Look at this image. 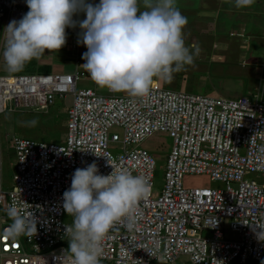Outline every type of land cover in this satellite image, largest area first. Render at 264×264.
<instances>
[{
  "label": "built area",
  "instance_id": "2783aa9c",
  "mask_svg": "<svg viewBox=\"0 0 264 264\" xmlns=\"http://www.w3.org/2000/svg\"><path fill=\"white\" fill-rule=\"evenodd\" d=\"M25 0H0V26L26 14ZM80 28L66 29L75 47ZM84 69L74 73L0 74V114L25 107L46 110L56 97L73 94L67 109L64 143L15 136L16 171L10 189L0 174V264H71L63 221V193L77 168L95 162L100 174L112 165L142 175L150 192L137 207V227L116 225L102 242L100 264L175 263L188 256L191 264L264 263V102L164 88L152 82L143 97L98 94ZM113 92V91H110ZM115 93V92H113ZM114 127L122 129L111 132ZM156 132L174 140L166 160L164 185L156 190L157 159L134 147ZM111 142H120L114 153ZM208 174L224 186L186 187L187 174ZM256 175L250 178L249 175ZM15 203L33 216L36 231L11 238L6 215ZM229 228L238 239L227 238ZM255 229V230H254ZM210 234L206 235L204 232Z\"/></svg>",
  "mask_w": 264,
  "mask_h": 264
},
{
  "label": "clouds",
  "instance_id": "9594fccd",
  "mask_svg": "<svg viewBox=\"0 0 264 264\" xmlns=\"http://www.w3.org/2000/svg\"><path fill=\"white\" fill-rule=\"evenodd\" d=\"M29 11L4 29L2 55L10 73L20 72L46 50L58 51L67 41L66 29L80 28L78 44L83 67L101 88L143 97L154 78L171 79L173 73L193 63L194 52L185 44L188 23L178 0H25ZM256 0H234L235 7H251ZM80 13L85 19L76 20ZM34 126L35 120L29 122ZM100 174L93 162L77 168L71 186L63 193V207L73 217L66 228L71 264H100L102 242L118 224L128 231L137 227L138 203L150 185L142 175L115 168ZM6 215L12 221L11 238L36 231L33 216L24 215L15 203ZM264 241V227L253 224ZM255 230V229H254Z\"/></svg>",
  "mask_w": 264,
  "mask_h": 264
},
{
  "label": "rangeland",
  "instance_id": "374dc122",
  "mask_svg": "<svg viewBox=\"0 0 264 264\" xmlns=\"http://www.w3.org/2000/svg\"><path fill=\"white\" fill-rule=\"evenodd\" d=\"M29 11L26 8V13ZM5 25L0 26V53L4 48ZM70 44V45H69ZM66 42L58 51L46 50L38 59H33L26 64L24 69L18 74H43V73H74L77 68L84 69L85 61L82 54L87 48L82 44ZM229 62L225 57L211 58L208 53L199 56L194 55L193 63L185 65L184 68L175 72L171 79L154 78L153 81L159 83L164 88L182 90L185 92L202 93L213 97L236 98L241 95L249 96L255 100L254 93L260 101L264 102V58L257 64H252L245 58L244 67L240 74L228 73L220 67L221 64ZM0 74H14L7 71L2 55H0ZM152 81V82H153ZM94 81L89 78L79 83V87L93 86ZM98 94L125 95L126 92H110L106 88L96 85ZM253 92V93H252ZM73 94L68 93L65 97L57 96L53 105L46 110L33 111L25 107H18L12 112L0 114V174L3 179V188L10 189L13 185V175L16 167V152L13 145L15 136H24L45 142L64 143L67 134V109L72 105ZM35 120L37 123L32 126L29 122ZM111 132H119L122 129L114 127ZM173 138L167 132H156L150 138L143 140L132 148L139 147L150 151L157 159L156 168V190L160 192L164 185V173L166 160L173 146ZM120 142H111L110 148L114 153L122 152ZM256 178V175H249ZM186 187H209L218 188L224 186L223 183L211 180L208 174H187L183 179ZM2 212L0 210V225H2ZM65 223L72 225L73 217L67 213L63 216ZM226 237L238 239V234L229 228ZM206 235L210 233L204 232ZM152 264H191L188 256H182L175 263H164L154 261ZM231 264H239L237 261ZM252 264H257L253 262ZM262 264V263H261Z\"/></svg>",
  "mask_w": 264,
  "mask_h": 264
},
{
  "label": "crops",
  "instance_id": "0c3cea01",
  "mask_svg": "<svg viewBox=\"0 0 264 264\" xmlns=\"http://www.w3.org/2000/svg\"><path fill=\"white\" fill-rule=\"evenodd\" d=\"M177 6L187 17L184 39L194 55L225 57L229 62L220 67L238 74L245 58L252 64L264 58V0H256L248 8L235 7L234 0H178ZM85 18L84 13L74 17Z\"/></svg>",
  "mask_w": 264,
  "mask_h": 264
},
{
  "label": "trees",
  "instance_id": "16d2710c",
  "mask_svg": "<svg viewBox=\"0 0 264 264\" xmlns=\"http://www.w3.org/2000/svg\"><path fill=\"white\" fill-rule=\"evenodd\" d=\"M9 112H12V111H9ZM11 188V187H10ZM257 264H261V263H257ZM262 264H264V263H262Z\"/></svg>",
  "mask_w": 264,
  "mask_h": 264
}]
</instances>
